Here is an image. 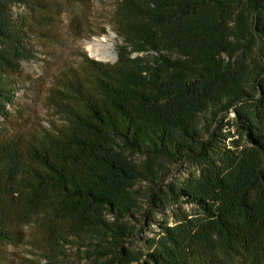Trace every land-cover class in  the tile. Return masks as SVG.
Masks as SVG:
<instances>
[{
    "label": "trees",
    "instance_id": "trees-1",
    "mask_svg": "<svg viewBox=\"0 0 264 264\" xmlns=\"http://www.w3.org/2000/svg\"><path fill=\"white\" fill-rule=\"evenodd\" d=\"M57 6L0 0V118ZM111 25L117 62L64 69L59 124L0 135V264L26 227L50 260L72 246L79 264H264V0H118ZM145 182L151 214L183 203L197 217L161 224L142 253L125 222Z\"/></svg>",
    "mask_w": 264,
    "mask_h": 264
},
{
    "label": "rangeland",
    "instance_id": "rangeland-1",
    "mask_svg": "<svg viewBox=\"0 0 264 264\" xmlns=\"http://www.w3.org/2000/svg\"><path fill=\"white\" fill-rule=\"evenodd\" d=\"M56 11H49L53 25L33 36L34 58L21 63V72L17 78L16 91L12 103L7 107L9 117L0 118V135L14 134L17 136L37 135L49 129L53 123L59 124V117L50 102L51 92L57 86L62 72L66 68H79L85 61L92 60L106 64H115L118 60L116 48L122 44L121 38L111 25L112 17L118 0H89L84 4L68 3L57 0ZM14 16L29 15L24 8L14 6ZM99 38L109 39L115 49L116 58L103 61L92 56L88 44ZM232 117V116H230ZM226 140L240 141V136ZM138 165L142 160H136ZM172 173L166 183L173 184L186 179L192 172L188 165H182V172L172 167ZM141 194L137 198V208L134 216L125 223L134 227V232L140 237L131 240L130 246L136 251L146 253V240L156 237L161 231V224L167 222L170 227L176 225L181 217L196 218L195 207L187 204L168 203L161 206L154 214L150 212L149 202L143 194L148 183L139 185ZM148 213L146 222L143 215ZM151 215V216H150ZM113 221L112 218H109ZM26 239L17 247H9L10 264H79L82 251L78 247L67 246L66 254L60 260L46 259L39 246L40 236L34 227H26ZM83 250V249H82ZM82 264H87L86 260Z\"/></svg>",
    "mask_w": 264,
    "mask_h": 264
},
{
    "label": "bare ground",
    "instance_id": "bare-ground-1",
    "mask_svg": "<svg viewBox=\"0 0 264 264\" xmlns=\"http://www.w3.org/2000/svg\"><path fill=\"white\" fill-rule=\"evenodd\" d=\"M88 50L92 56L103 61H111L116 58L112 42L107 38H99L88 44Z\"/></svg>",
    "mask_w": 264,
    "mask_h": 264
}]
</instances>
